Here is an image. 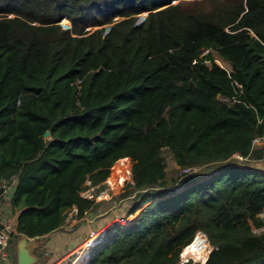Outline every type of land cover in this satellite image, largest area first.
I'll list each match as a JSON object with an SVG mask.
<instances>
[{
	"label": "trees",
	"instance_id": "trees-1",
	"mask_svg": "<svg viewBox=\"0 0 264 264\" xmlns=\"http://www.w3.org/2000/svg\"><path fill=\"white\" fill-rule=\"evenodd\" d=\"M257 136L264 0H0V202L18 211L13 238L59 229L73 207L84 216L98 204L81 192L129 159L135 216L83 264H200L180 263L199 231L204 264H264ZM164 148L200 169L168 177Z\"/></svg>",
	"mask_w": 264,
	"mask_h": 264
},
{
	"label": "rangeland",
	"instance_id": "rangeland-1",
	"mask_svg": "<svg viewBox=\"0 0 264 264\" xmlns=\"http://www.w3.org/2000/svg\"><path fill=\"white\" fill-rule=\"evenodd\" d=\"M143 17L140 15L139 19H142ZM217 63L220 65L224 66V63H222L219 59H216ZM221 100L228 102L229 100L227 98L219 97ZM163 157L165 159L166 163V172L168 177H175L177 176V171L179 169L178 165L173 159L172 154L168 151L167 148H164L162 151ZM236 157V156H235ZM240 159L239 157H237ZM241 160V159H240ZM119 161H117L118 163ZM115 163V165L117 164ZM257 167H260L263 164V161H258ZM122 165H125L122 164ZM126 166H129V171L128 174L123 177V176H115L112 179V172H113V167L110 169V174L107 177V179L99 185L96 186H88L85 188V190L82 191V195L88 199H92L95 203L98 205L93 208L92 213L86 214L85 217L88 219L86 220H79L75 224L68 226L71 224L73 221V213L74 211L71 209L68 214L67 218L65 221V224L63 227L60 229L62 231L70 232L73 236V240L76 241V246L74 247L75 250L70 258H73V256L76 254L77 251L81 250L83 243L85 242L87 235L91 230L93 231H101L103 230L107 225H115V224H121V225H128L133 217L135 215H128L124 216V212L128 209L129 207V197H122V194L125 193L129 188L127 187V183H131V166L132 162L128 159L126 161ZM200 167H198V170ZM197 170V171H198ZM122 177V178H121ZM85 185H89V182L86 181ZM10 220L12 223H16V213H13L9 216ZM25 238V236H23ZM206 237V236H205ZM20 239V238H19ZM41 239L42 238H35L31 243H35L37 245H41ZM207 239V238H206ZM13 241V240H12ZM209 243V241H208ZM210 244V243H209ZM211 246V244H210ZM37 249V248H36ZM212 249V246H211ZM14 243L11 244L10 247V256H9V263L11 264H17L18 261L15 258V253H14ZM43 250H46L44 248ZM210 253V252H209ZM39 254V251H38ZM209 255V254H208ZM208 256L205 257V259ZM180 260H182L184 263L185 262H194V263H200L203 262V260L199 257L191 256V257H183V252L180 256ZM71 260L68 259L67 263L69 264ZM205 261V260H204ZM66 262V261H65ZM5 263V264H9ZM4 264V263H1Z\"/></svg>",
	"mask_w": 264,
	"mask_h": 264
},
{
	"label": "crops",
	"instance_id": "crops-1",
	"mask_svg": "<svg viewBox=\"0 0 264 264\" xmlns=\"http://www.w3.org/2000/svg\"><path fill=\"white\" fill-rule=\"evenodd\" d=\"M6 199L5 201L0 202V215L2 216L4 220L10 223L16 230V227H15L16 223L15 222L12 223L9 218V216L13 213L10 212V208L6 202ZM72 210L74 211L73 213L74 219L71 222V224L68 225L70 227L71 225L75 224L79 220L87 221L88 219L86 218L87 216L85 217V215L87 213L88 214L92 213L93 209H90L89 211H87L82 217L76 216V212H77L76 207H73ZM14 213H16V216L18 215V211ZM62 227H60L59 229L49 234H45L41 236L40 237L42 238L41 245H37L35 243L30 242L33 239H35V237L30 238L25 235H22L18 238H13V241H11L9 245V251H10L11 244L14 243V248H15L14 253H15V258L17 261H18V257L20 253H26V255L30 257L31 264H68L67 263L68 259L70 260L72 259L70 257L72 256L75 250L74 247L76 246V243H75L76 241L73 240V236L69 231L66 232V231L60 230ZM23 236H25V238ZM22 240L24 241L22 242ZM44 248H46V250H43ZM38 251H39V254H38Z\"/></svg>",
	"mask_w": 264,
	"mask_h": 264
},
{
	"label": "built area",
	"instance_id": "built-area-1",
	"mask_svg": "<svg viewBox=\"0 0 264 264\" xmlns=\"http://www.w3.org/2000/svg\"><path fill=\"white\" fill-rule=\"evenodd\" d=\"M208 53V49H204L201 53V56H204ZM252 144L258 145V144H264V136H257L253 139ZM236 157H239L240 159H243L241 156L237 155ZM198 170V167H179L177 171V177H183V175L188 174L190 172H195ZM81 196L82 192H81ZM112 226V225H111ZM107 225L103 230L101 231H93L91 230L89 234L87 235V238L85 242L82 245L81 250L77 251L76 254L73 256L69 264H83L85 263L89 256H90V249L99 244L103 241L105 233L109 230L111 227ZM125 226V225H124ZM15 234H18L14 227L8 223L6 220L2 218L0 215V264L1 263H9V245L11 241L13 240V236ZM85 250L86 256L77 262L75 260L79 257L80 253ZM180 263H184L182 260H180ZM11 264V263H9Z\"/></svg>",
	"mask_w": 264,
	"mask_h": 264
},
{
	"label": "bare ground",
	"instance_id": "bare-ground-1",
	"mask_svg": "<svg viewBox=\"0 0 264 264\" xmlns=\"http://www.w3.org/2000/svg\"><path fill=\"white\" fill-rule=\"evenodd\" d=\"M119 162L113 167V172H112V179L115 176H123L125 177L128 174L129 171V166H126V161L127 159H120L118 160ZM125 165H122L124 164ZM122 178V177H121ZM212 246V245H211ZM211 246L208 243V240L206 239L205 235L202 232H197L196 235L194 236L193 240L191 241L190 244H188L184 250H183V257H199L203 261L205 260V257L208 256ZM86 256V251L83 250L79 257L75 260L77 262L78 260L84 258Z\"/></svg>",
	"mask_w": 264,
	"mask_h": 264
},
{
	"label": "water",
	"instance_id": "water-1",
	"mask_svg": "<svg viewBox=\"0 0 264 264\" xmlns=\"http://www.w3.org/2000/svg\"><path fill=\"white\" fill-rule=\"evenodd\" d=\"M49 135V131H46L45 133H44V136L45 137H47ZM24 240H22V242H23ZM212 250V249H211ZM210 250V251H211ZM209 256V255H208ZM208 258V257H207ZM207 258L205 259V261H203V262H201V264H204L205 262H206V260H207ZM17 264H31L30 263V257H28L27 255H26V253H20L19 254V257H18V263Z\"/></svg>",
	"mask_w": 264,
	"mask_h": 264
}]
</instances>
